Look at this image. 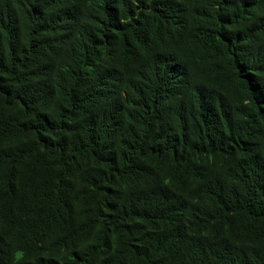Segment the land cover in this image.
Instances as JSON below:
<instances>
[{
  "label": "trees",
  "instance_id": "16d2710c",
  "mask_svg": "<svg viewBox=\"0 0 264 264\" xmlns=\"http://www.w3.org/2000/svg\"><path fill=\"white\" fill-rule=\"evenodd\" d=\"M264 264V0H0V264Z\"/></svg>",
  "mask_w": 264,
  "mask_h": 264
},
{
  "label": "clouds",
  "instance_id": "9594fccd",
  "mask_svg": "<svg viewBox=\"0 0 264 264\" xmlns=\"http://www.w3.org/2000/svg\"><path fill=\"white\" fill-rule=\"evenodd\" d=\"M25 260V251L22 248H16L12 252L13 264H23Z\"/></svg>",
  "mask_w": 264,
  "mask_h": 264
}]
</instances>
